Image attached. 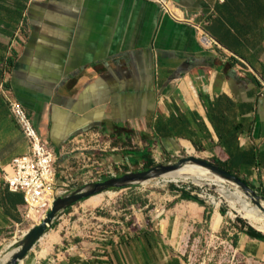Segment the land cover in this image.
Returning <instances> with one entry per match:
<instances>
[{
  "label": "crops",
  "instance_id": "0c3cea01",
  "mask_svg": "<svg viewBox=\"0 0 264 264\" xmlns=\"http://www.w3.org/2000/svg\"><path fill=\"white\" fill-rule=\"evenodd\" d=\"M168 1L175 15L156 0H0V84L54 150L59 197L147 151L217 159L264 190V0ZM198 26L224 51L205 50ZM27 151L0 94V251L29 223L2 178ZM107 193L60 212L19 264H189L181 241L223 224L178 190L169 215L114 217ZM247 229L233 225V250L264 264Z\"/></svg>",
  "mask_w": 264,
  "mask_h": 264
},
{
  "label": "rangeland",
  "instance_id": "374dc122",
  "mask_svg": "<svg viewBox=\"0 0 264 264\" xmlns=\"http://www.w3.org/2000/svg\"><path fill=\"white\" fill-rule=\"evenodd\" d=\"M125 146L133 148L135 145L129 143ZM188 155L203 158L197 153L188 154L186 152H182L174 157H170L168 155H155L153 157L155 159L154 161L156 162L155 165H157L175 162L176 160ZM204 159L216 163L213 158ZM111 161L112 160H110V162L107 164V170L110 173L106 174V176L109 177L121 176L128 172H138L149 169L143 164L127 165L125 163L122 164L121 162L115 164L111 163ZM220 186L219 184H210L208 182L196 183L191 178L173 180L165 177H159L144 183L130 185L125 188L109 190V193L104 196V201L111 200L112 202L109 203L108 208H105V210L108 211L109 214L113 215L114 213V217H122L123 215L125 216V214L130 213L133 215L135 210H129L128 207L131 206V204H135L137 207L147 205V207L142 211L144 214H147V212L150 210L152 215H169L171 203L165 202V199L175 195V191L182 187L191 188L192 191H197V193L201 195L200 197L203 199L206 207L210 209L211 212L223 211L225 214L222 215L223 224L220 228L219 234L215 236L207 234V227L205 225L203 226L205 233H197L190 239L181 241L182 246L179 247V250L186 255L188 263L245 264V261L236 255L235 251L233 250L232 246L234 245V242L230 240H233L234 237L230 234V232L234 224H238L241 227H251V224L231 207L229 200L221 192L222 188L226 187L232 189L233 186L229 185L228 183H222ZM252 189L258 192L257 189ZM258 194L262 195L260 192H258ZM259 201L264 203V198L261 197ZM252 203L255 204L254 201H252ZM129 219L130 220L128 221L132 223V219ZM38 222L39 221L29 222L26 229H23L21 232L18 231L15 235H11V237L6 241V247L0 251V255H4L12 249L17 248L19 246V241L22 239V235ZM194 229L197 231L195 226Z\"/></svg>",
  "mask_w": 264,
  "mask_h": 264
},
{
  "label": "built area",
  "instance_id": "2783aa9c",
  "mask_svg": "<svg viewBox=\"0 0 264 264\" xmlns=\"http://www.w3.org/2000/svg\"><path fill=\"white\" fill-rule=\"evenodd\" d=\"M156 1L163 11L175 15L170 1ZM196 32L199 42L205 50L224 51L222 46L203 27H196ZM0 94L28 143L27 153L16 157L7 165V169L2 172V178L10 191L22 193L25 219L28 222H37L44 217L55 199L61 194L56 184L57 157L51 146L33 127L25 109L15 100L10 89L2 83L0 84ZM259 95L264 99L263 82H261ZM186 190L202 199L197 191H192L191 188H186Z\"/></svg>",
  "mask_w": 264,
  "mask_h": 264
},
{
  "label": "water",
  "instance_id": "95a60500",
  "mask_svg": "<svg viewBox=\"0 0 264 264\" xmlns=\"http://www.w3.org/2000/svg\"><path fill=\"white\" fill-rule=\"evenodd\" d=\"M186 163H192L208 168L214 174L230 182L236 183L246 194L252 197L256 205L262 207L259 200L261 197H264L252 189V187L241 177L207 159L188 155L176 160L175 162L157 164L144 171L128 172L121 176L110 177L105 180L86 185L70 194L57 197L53 202L52 207L47 211V213H45L44 217L22 235V239L19 241V246L14 252H12L10 258L5 264H19V262H21L27 253L33 248L35 243L41 238L44 232H46L47 229L53 224L58 214L69 207H72L74 204L88 199L94 195L107 192L111 189L125 188L130 185L140 184L155 178L163 177L167 173L178 170ZM251 227L253 226L251 225ZM256 230L260 231L258 229Z\"/></svg>",
  "mask_w": 264,
  "mask_h": 264
},
{
  "label": "bare ground",
  "instance_id": "6f19581e",
  "mask_svg": "<svg viewBox=\"0 0 264 264\" xmlns=\"http://www.w3.org/2000/svg\"><path fill=\"white\" fill-rule=\"evenodd\" d=\"M163 177L173 180L191 178L196 183L208 182L210 184H219V186L222 183H228L229 185H232L233 190L226 187L221 189V192L229 200L231 207L235 209L241 215V217L248 220L253 227L264 232V203H261L262 207L253 204L252 197L246 194L236 183L230 182L214 174L208 168L192 163H186L178 170L167 173ZM15 249L16 248L12 249L4 255H0V264H5Z\"/></svg>",
  "mask_w": 264,
  "mask_h": 264
},
{
  "label": "trees",
  "instance_id": "16d2710c",
  "mask_svg": "<svg viewBox=\"0 0 264 264\" xmlns=\"http://www.w3.org/2000/svg\"><path fill=\"white\" fill-rule=\"evenodd\" d=\"M214 161L221 167L227 169L228 171H230L231 173H234L232 169H230L225 163L214 159ZM132 164L138 165V164H143L145 165L146 168H150L152 166L155 165V161L153 159H151V155L147 152H144L140 155H135V159L132 161H130ZM106 178H109V176H107ZM248 183L252 188H255L254 186H252L249 182ZM256 189V188H255ZM178 191L181 194V198L182 199H186V200H190L193 202H199L200 204H205V202L200 199L197 195H193L191 194L189 191L186 190V188L182 187L180 189H178ZM258 192H260L263 197H264V190H259ZM222 215H224L225 213L223 211H221ZM210 214L206 215V219H209ZM247 234H249L252 237H257V238H263L264 239V234L261 233L260 231H257L255 228L253 227H248L247 229ZM236 244V242H234V245Z\"/></svg>",
  "mask_w": 264,
  "mask_h": 264
}]
</instances>
